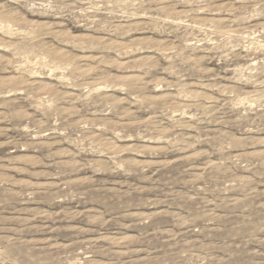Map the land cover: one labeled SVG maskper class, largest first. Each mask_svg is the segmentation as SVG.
Returning <instances> with one entry per match:
<instances>
[{
	"label": "rangeland",
	"instance_id": "obj_1",
	"mask_svg": "<svg viewBox=\"0 0 264 264\" xmlns=\"http://www.w3.org/2000/svg\"><path fill=\"white\" fill-rule=\"evenodd\" d=\"M0 264H264V0H0Z\"/></svg>",
	"mask_w": 264,
	"mask_h": 264
}]
</instances>
